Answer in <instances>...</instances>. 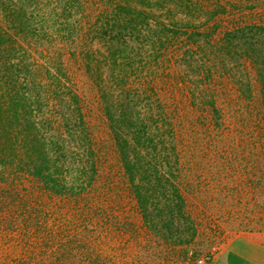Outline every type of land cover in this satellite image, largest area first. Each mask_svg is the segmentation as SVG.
Masks as SVG:
<instances>
[{"label": "trees", "instance_id": "trees-1", "mask_svg": "<svg viewBox=\"0 0 264 264\" xmlns=\"http://www.w3.org/2000/svg\"><path fill=\"white\" fill-rule=\"evenodd\" d=\"M208 193L264 231V0H0L6 264H187Z\"/></svg>", "mask_w": 264, "mask_h": 264}, {"label": "rangeland", "instance_id": "rangeland-1", "mask_svg": "<svg viewBox=\"0 0 264 264\" xmlns=\"http://www.w3.org/2000/svg\"><path fill=\"white\" fill-rule=\"evenodd\" d=\"M200 163L206 164L207 160H201ZM206 196L193 201V210L200 212L201 215L199 216L200 232L187 264H242L234 256L235 254L241 255L244 252L252 254L251 247L254 244L264 248V231L246 230L237 224L239 219H242L241 213H245L244 207L256 205L259 201L258 197L239 195L237 205L229 208L232 202L227 201L225 205H222L213 198L212 194L208 193ZM8 252L7 247H3L0 243V264H6L4 259ZM257 254V261L260 264L263 263L264 250L259 248ZM203 257H209V262H200Z\"/></svg>", "mask_w": 264, "mask_h": 264}, {"label": "crops", "instance_id": "crops-1", "mask_svg": "<svg viewBox=\"0 0 264 264\" xmlns=\"http://www.w3.org/2000/svg\"><path fill=\"white\" fill-rule=\"evenodd\" d=\"M259 248H262L264 250V248L262 246L254 244L251 247L252 254H248V253L244 252L241 255L235 254L234 256H236L242 264H260L257 261V255H258L257 251ZM261 264H264V261Z\"/></svg>", "mask_w": 264, "mask_h": 264}, {"label": "built area", "instance_id": "built-area-1", "mask_svg": "<svg viewBox=\"0 0 264 264\" xmlns=\"http://www.w3.org/2000/svg\"><path fill=\"white\" fill-rule=\"evenodd\" d=\"M206 261H209V257H203L200 259V262L205 263Z\"/></svg>", "mask_w": 264, "mask_h": 264}]
</instances>
